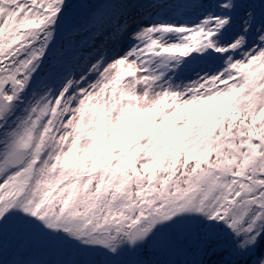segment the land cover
I'll return each instance as SVG.
<instances>
[{
    "label": "snow or ice",
    "instance_id": "snow-or-ice-1",
    "mask_svg": "<svg viewBox=\"0 0 264 264\" xmlns=\"http://www.w3.org/2000/svg\"><path fill=\"white\" fill-rule=\"evenodd\" d=\"M0 264H264V0H0Z\"/></svg>",
    "mask_w": 264,
    "mask_h": 264
},
{
    "label": "rangeland",
    "instance_id": "rangeland-1",
    "mask_svg": "<svg viewBox=\"0 0 264 264\" xmlns=\"http://www.w3.org/2000/svg\"><path fill=\"white\" fill-rule=\"evenodd\" d=\"M155 120V114H149V116L146 118V120L141 119L140 122H146V123H153V121Z\"/></svg>",
    "mask_w": 264,
    "mask_h": 264
}]
</instances>
